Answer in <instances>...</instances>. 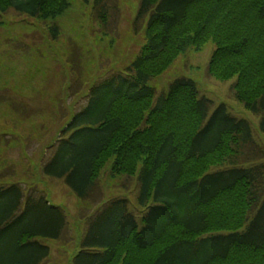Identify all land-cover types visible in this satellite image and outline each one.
<instances>
[{"label": "trees", "instance_id": "obj_1", "mask_svg": "<svg viewBox=\"0 0 264 264\" xmlns=\"http://www.w3.org/2000/svg\"><path fill=\"white\" fill-rule=\"evenodd\" d=\"M68 3L0 0V13L54 20ZM142 23L139 54L88 88L42 172L85 200L111 160L112 176L136 177L143 225L127 199H109L87 218L71 264H264V151L250 124L223 103L207 119L211 101L189 78L158 96L147 85L178 54L212 40L207 73L235 77V100L264 133V0H139L134 24ZM50 32L58 34L55 23ZM34 191L0 187V264H47L43 240L68 228L62 209Z\"/></svg>", "mask_w": 264, "mask_h": 264}, {"label": "rangeland", "instance_id": "obj_2", "mask_svg": "<svg viewBox=\"0 0 264 264\" xmlns=\"http://www.w3.org/2000/svg\"><path fill=\"white\" fill-rule=\"evenodd\" d=\"M97 1L69 0L54 20H40L13 9L0 13V187L18 185L25 196L35 188L34 192L42 193L64 212L71 229L59 240H43L50 248L49 264H71L86 230L85 219L102 198L127 199L138 226L143 225L136 178L112 176L111 160L85 201L63 180L42 172L53 150L50 145L73 112L84 105L88 88L112 73L124 72L145 43V24H134L139 0ZM102 10L105 22L100 19ZM54 23L58 26L56 36L50 32ZM214 48L212 40L199 49L188 48L147 85L158 96L167 93L174 80L192 79L199 95L211 101L207 119L215 107L225 104L229 113L250 124L255 142L264 151L258 117L234 98L231 84L235 77L220 81L207 73ZM76 223H81L80 231L75 229Z\"/></svg>", "mask_w": 264, "mask_h": 264}]
</instances>
